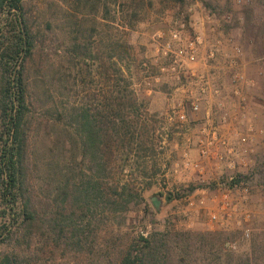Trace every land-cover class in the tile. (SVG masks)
Returning a JSON list of instances; mask_svg holds the SVG:
<instances>
[{"label":"rangeland","instance_id":"obj_1","mask_svg":"<svg viewBox=\"0 0 264 264\" xmlns=\"http://www.w3.org/2000/svg\"><path fill=\"white\" fill-rule=\"evenodd\" d=\"M23 1L40 34L30 67L33 87L39 94L35 110L39 130L32 140L37 169L51 159L59 160L69 154L65 151L69 149L65 146L66 137L61 136L64 131L41 123L47 113L52 118L51 111L47 110L51 108L53 115H57L54 110L57 106L61 111L69 104L88 103V94L98 92L97 72L92 69V75L88 74V49L82 53L74 50L75 43L88 46L89 34L95 53L106 57L116 55L113 60L122 67L123 73L114 76L129 84L137 106V110L130 111V117L144 126L140 129L147 134L148 146L152 148L147 156L135 155L137 162L131 161L127 167L134 195L127 208L108 212L95 224L94 253L60 251L58 263L111 264L112 258L132 238L152 231L221 230L210 219V210L215 206L212 198L218 194L214 188H209L204 206L189 205L178 197L167 202L162 195V205L158 208L159 201L154 196L167 194L169 190L206 188L208 183L203 179L210 182L227 172L252 176L247 203L253 213L251 236L264 230V0H184L183 3L137 0L136 18L129 9L121 11L115 0H101L98 10L103 13H93L91 8L98 0ZM105 3L110 8L107 14L103 10ZM173 30L186 36L199 35L201 58L218 41L226 52L234 54V44L242 50L236 55V68L245 77L236 81L230 69L210 70L208 73L214 76L221 94L208 93L199 112L191 110L188 98L200 93L199 88L189 83L191 74L172 70L171 61L164 54ZM114 46L118 47L114 49ZM93 98L92 95L91 100L96 103ZM180 103L188 115L185 124L168 117L170 109L180 108ZM208 113L212 118L226 113V122L220 125L223 135L232 144L237 143L240 135L254 136V152L234 156L235 169L220 162L218 166L216 160L204 159L200 154L198 135L206 123L200 124L198 118ZM190 131L194 132L192 138L184 136ZM186 154L192 163L188 167L184 165ZM114 177L116 180L127 178L120 172ZM226 232L232 234L229 241H236L240 248L247 246L249 240L243 238L240 231Z\"/></svg>","mask_w":264,"mask_h":264},{"label":"trees","instance_id":"obj_2","mask_svg":"<svg viewBox=\"0 0 264 264\" xmlns=\"http://www.w3.org/2000/svg\"><path fill=\"white\" fill-rule=\"evenodd\" d=\"M100 3L91 6L93 13ZM115 3L138 16L137 0ZM109 9L105 3L106 14ZM0 14V264H60V251L91 255L97 221L126 209L134 198L127 167L137 162L135 155L152 150L144 126L130 117L136 100L125 79L114 76L123 73L116 55L95 53L90 34L88 46L75 43L77 52L88 49V74L97 72V102L88 94V103L61 111L57 106V115L47 110L52 118L47 113L41 123L64 131L69 154L37 169L32 140L39 130V94L30 67L40 34L23 0H0ZM116 172L127 178L116 180ZM161 195L170 202L185 193ZM231 237L222 230L152 231L132 238L111 264H264V230L235 250L226 247Z\"/></svg>","mask_w":264,"mask_h":264},{"label":"built area","instance_id":"obj_3","mask_svg":"<svg viewBox=\"0 0 264 264\" xmlns=\"http://www.w3.org/2000/svg\"><path fill=\"white\" fill-rule=\"evenodd\" d=\"M202 40L199 35L186 36L179 30H173L167 43L164 54L171 61V69L182 74H191L189 83L199 88L198 96H189L190 106L193 112H199L203 102L207 101V95L211 91L221 94V88L216 84V80L211 73L188 72V65L203 59L206 63L213 65L212 69L233 71V77L236 81L243 79L245 76L239 71L237 66L236 55L241 54L242 50L239 45L234 44V54L226 52L218 41L210 46L205 56L201 58ZM233 44V43H232ZM164 69V68H163ZM180 108L173 107L168 113L169 120H177L185 124L188 122V115L184 109L183 103L179 104ZM226 113L221 114L219 120L221 123L226 122ZM208 123L200 131V154L204 159L216 160V165L224 163L225 167L235 169L236 155H249L254 152L252 134L240 135L237 143H231L229 139L220 131V122L216 118L208 117ZM219 122V123H217ZM190 158L185 155L184 165L190 166ZM220 162V163H219ZM244 165H247L244 159H241ZM196 167L199 164H195ZM209 180L203 179L208 183L206 188L197 187L193 191L177 190L185 193L180 199L189 205L200 204L204 206L207 202V192L209 188H214L218 194L212 198L215 206L210 210V219L218 224L221 230L234 231L242 233L243 238L249 239L252 233L251 222L253 213L247 208V203L251 194L252 176H246L237 172H227L221 174L218 178ZM176 192L175 190H169ZM184 215H187L184 212ZM226 247L235 250L238 247L236 241H228Z\"/></svg>","mask_w":264,"mask_h":264},{"label":"crops","instance_id":"obj_4","mask_svg":"<svg viewBox=\"0 0 264 264\" xmlns=\"http://www.w3.org/2000/svg\"><path fill=\"white\" fill-rule=\"evenodd\" d=\"M212 68H213V65L212 64H210V63H206V62H204V61H197V62H194V63H190L189 65H188V72H194V71H196V72H200V73H204V72H209L210 70H212ZM187 87H188V85H186ZM189 87L191 88V86H190V84H189ZM197 87V86H196ZM182 88H183V86H182ZM210 116V114L208 113L207 115H206V117H204V118H201L202 116H200L198 119H200V120H198V121H200V124L202 123V124H204V123H208L209 121H208V117ZM219 117L220 116H216V120L217 121H219L220 122V120H219ZM195 119H197V118H195ZM220 124H221V122H220ZM219 124V125H220ZM205 126V125H204ZM203 126V127H204ZM220 131L222 132V128H221V126H220ZM192 134H194V132H188V133H186V134H184V136H186V137H188V138H192L193 136H192ZM198 137H200V135H198Z\"/></svg>","mask_w":264,"mask_h":264},{"label":"water","instance_id":"obj_5","mask_svg":"<svg viewBox=\"0 0 264 264\" xmlns=\"http://www.w3.org/2000/svg\"><path fill=\"white\" fill-rule=\"evenodd\" d=\"M154 198L158 199L159 204H157V203L156 204H157V207L160 208L162 205L163 196L162 195H156V196H154Z\"/></svg>","mask_w":264,"mask_h":264}]
</instances>
